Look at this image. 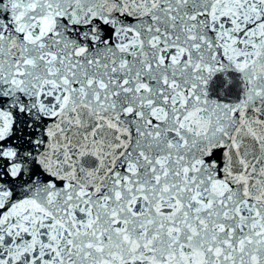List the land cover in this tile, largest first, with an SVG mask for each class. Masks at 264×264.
Instances as JSON below:
<instances>
[{
  "label": "snow or ice",
  "instance_id": "6c2138e0",
  "mask_svg": "<svg viewBox=\"0 0 264 264\" xmlns=\"http://www.w3.org/2000/svg\"><path fill=\"white\" fill-rule=\"evenodd\" d=\"M0 264H264V0H0Z\"/></svg>",
  "mask_w": 264,
  "mask_h": 264
}]
</instances>
